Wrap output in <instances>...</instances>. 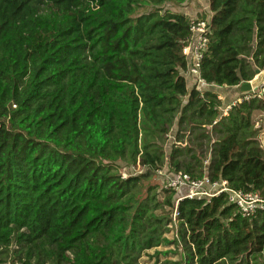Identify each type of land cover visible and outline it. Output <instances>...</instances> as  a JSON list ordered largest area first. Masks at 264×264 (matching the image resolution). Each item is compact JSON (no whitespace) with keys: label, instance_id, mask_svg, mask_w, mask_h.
Masks as SVG:
<instances>
[{"label":"trees","instance_id":"trees-1","mask_svg":"<svg viewBox=\"0 0 264 264\" xmlns=\"http://www.w3.org/2000/svg\"><path fill=\"white\" fill-rule=\"evenodd\" d=\"M185 2L0 0V264H141L152 249L153 264H264V210L184 198L173 227L178 193L158 180L208 176L264 197V94L224 114L232 101L188 87ZM209 9L202 79L251 81L264 0ZM119 162L142 170L124 178Z\"/></svg>","mask_w":264,"mask_h":264},{"label":"built area","instance_id":"built-area-1","mask_svg":"<svg viewBox=\"0 0 264 264\" xmlns=\"http://www.w3.org/2000/svg\"><path fill=\"white\" fill-rule=\"evenodd\" d=\"M191 32L192 36L188 44L184 46L183 54L189 59V67L186 71V75L189 79L193 78L198 86L199 84L206 83L201 77L200 68L208 44L209 20H193L191 24ZM251 92L252 94H249V92L244 93L243 97H239L227 105L223 109L224 114H227L232 106L241 102L243 99L249 100L255 96L261 97L264 94V86ZM219 99L222 100L220 95ZM207 162L208 161H205V163ZM134 168L136 169V167ZM158 174L164 178V189H172L177 193L183 191L181 196L176 200V208L173 216L174 223L172 226H176L178 216L177 206L179 201L184 198L210 200L213 197L225 193L228 197V203L234 204L245 217H251L260 209L264 210V197L259 193L232 189L225 180L213 182L208 176H204L201 179H191L187 174L179 173L176 175H170L165 170L158 171ZM123 177H127V174H123Z\"/></svg>","mask_w":264,"mask_h":264},{"label":"rangeland","instance_id":"rangeland-1","mask_svg":"<svg viewBox=\"0 0 264 264\" xmlns=\"http://www.w3.org/2000/svg\"><path fill=\"white\" fill-rule=\"evenodd\" d=\"M206 2L207 0H186L185 4H187L185 7L184 5L183 6H180L181 8L179 9L180 11H183V12H187V14L190 16V18L194 21H198V20H203L204 18H206V14H205V8H206ZM166 8H170V9H174V10H177L176 8H173V4L171 3H168L166 6ZM179 7V6H178ZM189 82V80H188ZM229 101H225V104L229 103ZM262 116V117H261ZM254 120L257 122V121H263L264 118H263V113L262 112H256L254 114ZM175 130V129H174ZM262 132V131H261ZM172 141H173V136L171 135L169 137V141L167 142V144L165 145L166 147V152L169 153L170 152V149H171V144H172ZM261 143H262V146H264V142H263V139L261 140ZM118 166L120 167V170L123 172V174H129V173H139L142 168H140V166H137L136 169L132 166H128L126 165L125 163L123 162H119L118 163ZM157 178V177H156ZM158 179V178H157ZM163 176H160L159 175V183H160V186L163 187ZM181 196V193H178L177 196H176V199L179 198ZM175 227V226H173ZM176 235V229L173 228V231L170 232L168 234V236L170 238L174 237ZM168 248H164V247H160L159 249L157 250H167ZM172 250V249H171ZM155 249H152V250H149L148 252H146L143 257L140 259V262L141 264H153L154 263V259L152 258V256L154 255L155 253ZM178 257V256H177ZM176 256L174 258H177ZM6 264H10V263H6Z\"/></svg>","mask_w":264,"mask_h":264},{"label":"crops","instance_id":"crops-1","mask_svg":"<svg viewBox=\"0 0 264 264\" xmlns=\"http://www.w3.org/2000/svg\"><path fill=\"white\" fill-rule=\"evenodd\" d=\"M183 5L185 7L187 4L184 3ZM183 13L187 14V12H183ZM205 14L207 15L206 18L208 20L212 16V14L210 12V9H209V0H207V2H206ZM188 80H189V82L187 81L188 82V87L191 88L194 85V79L191 78V79H188ZM197 88L200 91H206V90L215 91L218 95H220L222 97V100H224V98H225L228 101L229 100L230 101L236 100V98H238L240 96V94H241L239 86H235V87H224L223 86V87H221V86H215L213 84L202 83V84H199L197 86ZM262 113H263V118H264V111ZM258 125L261 126V128H262V130H261L262 132L260 133V139L261 140L263 139V142H264V120L263 121H257L256 122V126H258Z\"/></svg>","mask_w":264,"mask_h":264},{"label":"water","instance_id":"water-1","mask_svg":"<svg viewBox=\"0 0 264 264\" xmlns=\"http://www.w3.org/2000/svg\"><path fill=\"white\" fill-rule=\"evenodd\" d=\"M262 86H264V69H258L256 70L255 77L251 81L242 83L239 86V89L241 93H248L251 91H256Z\"/></svg>","mask_w":264,"mask_h":264}]
</instances>
